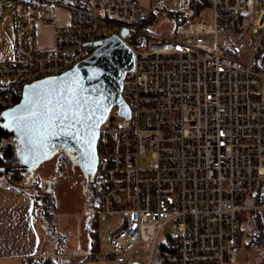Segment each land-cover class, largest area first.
Instances as JSON below:
<instances>
[{"label":"built area","instance_id":"built-area-1","mask_svg":"<svg viewBox=\"0 0 264 264\" xmlns=\"http://www.w3.org/2000/svg\"><path fill=\"white\" fill-rule=\"evenodd\" d=\"M76 15L54 24L52 46L39 47L40 7ZM44 7V8H45ZM209 18L178 24L172 35L148 34L139 0H0L12 21L13 55L0 60V104L35 79L56 75L114 35L133 53L120 96L98 127L95 174L104 183L97 230L86 261L124 264H225L237 259L241 222L255 211L264 179V0H205ZM45 20L51 15L44 14ZM126 30L125 36L122 32ZM251 33L246 59L219 37ZM240 41L239 39H237ZM177 230L172 237L162 231ZM137 262V263H138Z\"/></svg>","mask_w":264,"mask_h":264},{"label":"rangeland","instance_id":"rangeland-1","mask_svg":"<svg viewBox=\"0 0 264 264\" xmlns=\"http://www.w3.org/2000/svg\"><path fill=\"white\" fill-rule=\"evenodd\" d=\"M189 0H144L151 11L149 23L143 24L147 27L148 34L172 35L174 32V20L168 16L169 12L184 10L189 13ZM201 11L204 19L209 18V10L204 6ZM189 18L198 19L197 14ZM194 14V13H193ZM220 40L233 42L238 49V55L241 59H246L251 51V33L240 32L233 33L228 37H219ZM239 39L240 41H238ZM259 86L264 89V54L259 56ZM2 77L0 76V80ZM10 141V137L4 139L1 144ZM59 154L51 159H46L33 170L32 178L26 191L33 196L38 195V209L34 215V223L41 234L40 254L33 259L49 258L54 264H76L81 257L76 256L79 253H87L91 249L92 241L97 239L100 248L104 245L102 232L95 225V210L92 208L93 199L88 197L86 189V180L78 168H72L68 162L65 163L62 171L56 168ZM32 184V185H31ZM0 186H8L5 176L0 174ZM10 188V187H9ZM48 191L52 196V206L46 211L42 206L43 193ZM260 203L264 204L263 199ZM256 212L253 211L249 217L241 222L243 231L242 242L240 243L237 259L233 263L225 264H264V227L263 245H253L249 242V236L255 230ZM97 233V236L94 235ZM174 237L177 230L167 224L163 231ZM47 244V246H45ZM139 261V259H138ZM135 261L133 255H129L124 264H131ZM139 263V262H138ZM91 264H113L110 260L94 262Z\"/></svg>","mask_w":264,"mask_h":264},{"label":"water","instance_id":"water-1","mask_svg":"<svg viewBox=\"0 0 264 264\" xmlns=\"http://www.w3.org/2000/svg\"><path fill=\"white\" fill-rule=\"evenodd\" d=\"M126 30L122 32L125 36ZM98 46L92 53L76 62L68 70L56 74L35 79L24 84L19 93V99L4 108L0 112V124L13 131L14 139L19 146L16 149L18 165L0 167V171L6 175L9 170H25L29 176L37 166L49 159L59 148L69 153L71 163L76 166L84 178L92 179L96 169V141L98 128L96 129V139L94 149V167L89 168L87 162L81 158V144L74 135H64V131H73L69 129L55 128L44 142V146L37 152L29 151L25 146V136L22 128L16 124H9L7 113L13 110H20V114H25V105L34 102L37 99L36 93H40L46 100L53 90L59 92L64 89V95L67 90L75 89L76 96L81 100H87L90 105L101 101L102 106L107 108L104 118L113 104H117L119 112L128 116L129 111L123 102L121 92V81L125 70L130 69L133 63V53L131 49L118 37L111 35L97 40ZM59 97L52 96V102L55 104ZM99 115V114H98ZM38 139V137H37ZM131 264H139L132 262Z\"/></svg>","mask_w":264,"mask_h":264},{"label":"crops","instance_id":"crops-1","mask_svg":"<svg viewBox=\"0 0 264 264\" xmlns=\"http://www.w3.org/2000/svg\"><path fill=\"white\" fill-rule=\"evenodd\" d=\"M139 1L146 5L144 0ZM44 7L38 10L35 37L39 47L49 48L52 46L54 24L69 23L77 14L65 6H56L49 11ZM46 13L51 15L50 20L43 18ZM12 55V21L10 15L6 14L0 21V60L9 59ZM39 232L34 223L31 194L0 186V264H21L26 258L40 254L44 243L41 246ZM76 256L81 257L76 264L100 262L86 261L84 252Z\"/></svg>","mask_w":264,"mask_h":264},{"label":"snow or ice","instance_id":"snow-or-ice-1","mask_svg":"<svg viewBox=\"0 0 264 264\" xmlns=\"http://www.w3.org/2000/svg\"><path fill=\"white\" fill-rule=\"evenodd\" d=\"M64 89L59 92L53 90L48 99H44L40 93H36L37 99L25 105V114L20 110H13L5 114L9 124H16L22 128L25 136V146L29 151L37 152L44 146L49 135H55V128L69 129L64 135H74L81 144V158L89 168L94 167V143L96 129L104 119L107 108L101 101L90 105L87 100L81 101L75 93V89H68L67 95ZM59 97L53 104L51 97ZM99 114V115H98ZM38 137V139H37Z\"/></svg>","mask_w":264,"mask_h":264},{"label":"trees","instance_id":"trees-1","mask_svg":"<svg viewBox=\"0 0 264 264\" xmlns=\"http://www.w3.org/2000/svg\"><path fill=\"white\" fill-rule=\"evenodd\" d=\"M204 6H205V0H189L188 8H190L191 10L189 13L185 12L184 10L169 12L168 16L174 20V29L181 22L189 18H192V16L196 14L195 12H198V10ZM150 16H151V11L149 10V14L145 18L141 19L139 23L142 25L146 23L148 24L150 20ZM147 37L148 36L146 34H132V39L134 41L143 40V39L146 40ZM18 99H19V93H13L11 95V100H10L11 102L8 106L15 103ZM8 106H3L0 104V112ZM9 137H10L9 142L5 144H1L4 139H7ZM18 147L19 146L17 145L16 140L14 139L13 131L0 124V167L18 165V159L16 156V149ZM56 154H59L56 163V168L58 171L63 170L66 162H68L72 168L76 167L71 163L69 153L59 148L50 157V159ZM0 174L4 175L2 171H0ZM4 176L10 188L26 192V187L29 186L28 183L30 182V177L32 175L29 176V174L25 170L15 169V170H9ZM85 180L87 182L86 184L87 194L89 198L93 199L91 205L93 210H95V214H96L100 210L101 201L104 193V183L101 180V178L98 177L96 174H94V177L92 179L85 178ZM263 190H264V179L261 181L260 184V196L257 202H260L263 199ZM37 196L38 195L32 197L31 195L34 215L36 213V210L38 209V204L36 202L38 200ZM42 206L45 211L50 206H52V196L48 191H45L43 193ZM94 218H95V225L97 226L96 216ZM262 228H263L262 221L260 219V216L256 213L255 230L249 236V242L252 243L253 245L264 244ZM94 235L97 236V233H95V231H94ZM33 258L34 257H28L25 260H23L21 264H54L52 260L49 258H44V259H33Z\"/></svg>","mask_w":264,"mask_h":264}]
</instances>
